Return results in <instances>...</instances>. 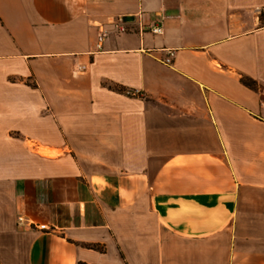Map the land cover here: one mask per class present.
Segmentation results:
<instances>
[{
	"label": "crops",
	"instance_id": "crops-1",
	"mask_svg": "<svg viewBox=\"0 0 264 264\" xmlns=\"http://www.w3.org/2000/svg\"><path fill=\"white\" fill-rule=\"evenodd\" d=\"M261 8L0 0V264H264Z\"/></svg>",
	"mask_w": 264,
	"mask_h": 264
},
{
	"label": "built area",
	"instance_id": "built-area-1",
	"mask_svg": "<svg viewBox=\"0 0 264 264\" xmlns=\"http://www.w3.org/2000/svg\"><path fill=\"white\" fill-rule=\"evenodd\" d=\"M258 13L261 14L262 16H264V8L258 9ZM148 29L150 32H152L154 34H161L164 31V27H163L162 23H159V22L155 23L153 26H150ZM119 30L122 32L126 30L124 23L119 24ZM106 37H107V31L105 29H102L98 35V49H102L103 42H104ZM175 54H176V50H173V49L168 50V56L165 58V60H163L164 63L172 64ZM127 93L130 95H139L141 92L138 90H129V91H127ZM19 221L23 222L24 218L20 217ZM38 227L41 229L47 228V226L45 224H40V225H38Z\"/></svg>",
	"mask_w": 264,
	"mask_h": 264
},
{
	"label": "trees",
	"instance_id": "trees-1",
	"mask_svg": "<svg viewBox=\"0 0 264 264\" xmlns=\"http://www.w3.org/2000/svg\"><path fill=\"white\" fill-rule=\"evenodd\" d=\"M243 82L249 86H253L254 85V81L248 77H244L243 78Z\"/></svg>",
	"mask_w": 264,
	"mask_h": 264
},
{
	"label": "water",
	"instance_id": "water-1",
	"mask_svg": "<svg viewBox=\"0 0 264 264\" xmlns=\"http://www.w3.org/2000/svg\"><path fill=\"white\" fill-rule=\"evenodd\" d=\"M128 20L133 19L132 17L127 18Z\"/></svg>",
	"mask_w": 264,
	"mask_h": 264
}]
</instances>
